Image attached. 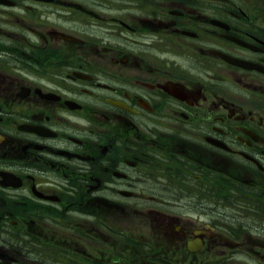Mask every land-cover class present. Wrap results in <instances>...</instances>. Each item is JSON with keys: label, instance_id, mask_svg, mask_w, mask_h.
Segmentation results:
<instances>
[{"label": "flooded vegetation", "instance_id": "obj_1", "mask_svg": "<svg viewBox=\"0 0 264 264\" xmlns=\"http://www.w3.org/2000/svg\"><path fill=\"white\" fill-rule=\"evenodd\" d=\"M0 264H264V0H0Z\"/></svg>", "mask_w": 264, "mask_h": 264}, {"label": "rangeland", "instance_id": "obj_2", "mask_svg": "<svg viewBox=\"0 0 264 264\" xmlns=\"http://www.w3.org/2000/svg\"><path fill=\"white\" fill-rule=\"evenodd\" d=\"M227 196H229L228 200H230L231 203H233V204L229 203V204L223 206V208H222L223 217H222L221 225H222V232H223V237L224 238L227 235V230L232 225L233 217L236 216L239 213V211H240V208L237 207L236 205H234V202L232 201L233 198L231 197V194L229 193ZM243 214H245V213H243ZM251 218H252V213H249L248 217H246V220H244V219L243 220L245 222H247V226L249 228V231L253 232L252 230H254L256 224L252 222ZM247 260H245V261H247Z\"/></svg>", "mask_w": 264, "mask_h": 264}]
</instances>
